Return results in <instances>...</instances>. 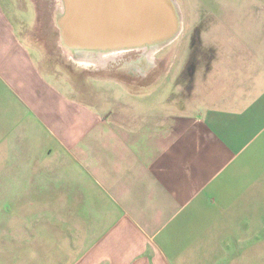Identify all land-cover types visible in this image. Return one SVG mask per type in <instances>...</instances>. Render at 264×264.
<instances>
[{
	"label": "crops",
	"instance_id": "0c3cea01",
	"mask_svg": "<svg viewBox=\"0 0 264 264\" xmlns=\"http://www.w3.org/2000/svg\"><path fill=\"white\" fill-rule=\"evenodd\" d=\"M30 1L0 0V264H264V55L96 87Z\"/></svg>",
	"mask_w": 264,
	"mask_h": 264
},
{
	"label": "rangeland",
	"instance_id": "374dc122",
	"mask_svg": "<svg viewBox=\"0 0 264 264\" xmlns=\"http://www.w3.org/2000/svg\"><path fill=\"white\" fill-rule=\"evenodd\" d=\"M175 1L179 6L182 29L171 43L153 55L155 65L148 70V73L160 72L165 78L178 75L180 78L176 82L171 81V87L184 88L183 78L187 76L186 78L190 79V75L194 80L195 77H205V75L208 78L211 74H226L227 70L222 69V66L215 68L219 62L230 64L234 62L233 65L236 67L237 63L247 61L248 56H254V52H257L258 57L264 55V0ZM30 2L34 9V39L46 44L43 49L50 62L54 61L55 57H61L66 64L79 70L81 77L84 78L87 73L95 74L98 79L96 87L104 86L103 83L106 82L103 79L112 80L116 84L135 82L142 84L141 87L156 86L165 80L163 77L162 80L156 81L144 80L145 77L139 73L128 74L127 70L121 69L125 62L137 59L139 51L124 52L121 58L109 60L104 66L85 65L69 59L64 48L58 45L59 29L56 26L55 15L61 3L58 0ZM255 41L257 47H254ZM67 69L66 73L69 70ZM166 85L168 84L164 86ZM188 87L190 90L191 82ZM263 203L261 205H264ZM258 212L264 215V208L258 209ZM254 219L258 224L256 227L260 228V224H264L262 215H256Z\"/></svg>",
	"mask_w": 264,
	"mask_h": 264
},
{
	"label": "water",
	"instance_id": "95a60500",
	"mask_svg": "<svg viewBox=\"0 0 264 264\" xmlns=\"http://www.w3.org/2000/svg\"><path fill=\"white\" fill-rule=\"evenodd\" d=\"M59 41L71 49L105 51L164 46L178 35L174 0H61Z\"/></svg>",
	"mask_w": 264,
	"mask_h": 264
},
{
	"label": "bare ground",
	"instance_id": "6f19581e",
	"mask_svg": "<svg viewBox=\"0 0 264 264\" xmlns=\"http://www.w3.org/2000/svg\"><path fill=\"white\" fill-rule=\"evenodd\" d=\"M61 4L62 1L58 0ZM174 5L179 13V6L178 3L174 0ZM62 6L58 8L55 15V21L57 22L58 12H61ZM180 17V14H179ZM182 29V19L179 18V25H178V34ZM177 37V36H176ZM171 43V42H170ZM60 46L64 48V51L68 57H71L75 61H79L80 63L85 64H99L104 66L105 63L109 60H114L117 58H121L124 52L130 51H137L140 52L137 59L131 60L129 62H125L122 65L121 69L127 70L128 74H134V72L139 73L143 77L147 75L149 69H152L155 65V60L153 55L160 51L164 46H149V45H141L138 47H130V48H119V49H110L105 51H89V50H76L71 49L67 45H64L61 41H59ZM169 44V43H168Z\"/></svg>",
	"mask_w": 264,
	"mask_h": 264
}]
</instances>
